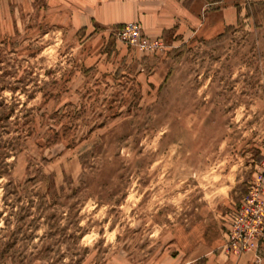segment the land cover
<instances>
[{"label":"rangeland","instance_id":"rangeland-1","mask_svg":"<svg viewBox=\"0 0 264 264\" xmlns=\"http://www.w3.org/2000/svg\"><path fill=\"white\" fill-rule=\"evenodd\" d=\"M244 3L156 52L44 0L0 16V115L32 128L0 177V264L261 263L230 237L264 209V0Z\"/></svg>","mask_w":264,"mask_h":264},{"label":"crops","instance_id":"crops-1","mask_svg":"<svg viewBox=\"0 0 264 264\" xmlns=\"http://www.w3.org/2000/svg\"><path fill=\"white\" fill-rule=\"evenodd\" d=\"M33 1L38 0H0V16ZM244 1L251 0H44L51 10L74 14L80 29L137 22L147 37L173 44L221 35L238 23L246 9ZM260 258L256 263L252 254H243L234 264H264V255Z\"/></svg>","mask_w":264,"mask_h":264},{"label":"built area","instance_id":"built-area-1","mask_svg":"<svg viewBox=\"0 0 264 264\" xmlns=\"http://www.w3.org/2000/svg\"><path fill=\"white\" fill-rule=\"evenodd\" d=\"M118 38L131 46L140 47L146 51L156 52L164 46L163 39L147 37L139 23L128 22L119 25L115 30ZM251 201V213H247V206L234 231L231 233V242L241 250L255 249L256 252L264 250V209L254 199ZM250 205V204H249Z\"/></svg>","mask_w":264,"mask_h":264},{"label":"trees","instance_id":"trees-1","mask_svg":"<svg viewBox=\"0 0 264 264\" xmlns=\"http://www.w3.org/2000/svg\"><path fill=\"white\" fill-rule=\"evenodd\" d=\"M234 29V26H229L226 28L225 32L221 35L228 34L231 30ZM12 116V111H7L6 109L0 115V177L9 170L10 163L7 161V157L11 155L14 151H16L21 144V139H23V132H27V134H31L32 128L26 127L24 129L17 127L15 129L13 126L5 124L3 120L9 119ZM13 131H17L18 135H11ZM29 132V133H28ZM14 181L9 183V186H13ZM17 190V185L13 187ZM49 189V188H47ZM31 202H34L31 200Z\"/></svg>","mask_w":264,"mask_h":264}]
</instances>
